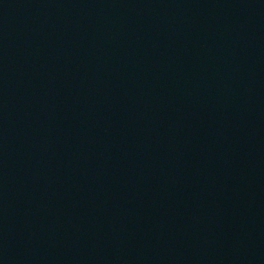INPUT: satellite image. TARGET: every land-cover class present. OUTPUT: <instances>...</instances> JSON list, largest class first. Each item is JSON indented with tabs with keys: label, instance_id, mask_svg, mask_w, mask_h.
<instances>
[{
	"label": "water",
	"instance_id": "obj_1",
	"mask_svg": "<svg viewBox=\"0 0 264 264\" xmlns=\"http://www.w3.org/2000/svg\"><path fill=\"white\" fill-rule=\"evenodd\" d=\"M0 264H264V0H0Z\"/></svg>",
	"mask_w": 264,
	"mask_h": 264
}]
</instances>
